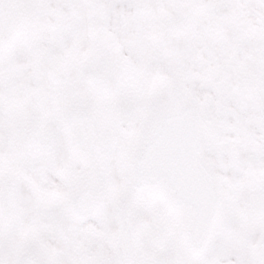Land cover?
<instances>
[{
    "label": "snow or ice",
    "instance_id": "obj_1",
    "mask_svg": "<svg viewBox=\"0 0 264 264\" xmlns=\"http://www.w3.org/2000/svg\"><path fill=\"white\" fill-rule=\"evenodd\" d=\"M0 264H264V0H0Z\"/></svg>",
    "mask_w": 264,
    "mask_h": 264
}]
</instances>
